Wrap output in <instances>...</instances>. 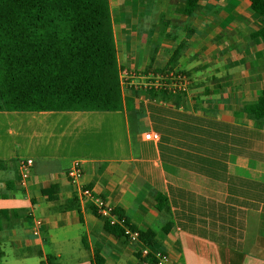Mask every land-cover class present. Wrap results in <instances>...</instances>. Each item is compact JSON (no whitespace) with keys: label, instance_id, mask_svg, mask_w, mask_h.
Listing matches in <instances>:
<instances>
[{"label":"crops","instance_id":"1","mask_svg":"<svg viewBox=\"0 0 264 264\" xmlns=\"http://www.w3.org/2000/svg\"><path fill=\"white\" fill-rule=\"evenodd\" d=\"M185 1L108 5L118 68L182 72L187 94L145 93L139 76L117 111H0V264H154L77 198L66 176L76 159L94 196L153 232L141 248L175 264H264V122L244 111L264 89V40L252 36L264 16L247 0H200L184 15Z\"/></svg>","mask_w":264,"mask_h":264},{"label":"trees","instance_id":"2","mask_svg":"<svg viewBox=\"0 0 264 264\" xmlns=\"http://www.w3.org/2000/svg\"><path fill=\"white\" fill-rule=\"evenodd\" d=\"M200 0H186L190 14ZM264 16V0H247ZM252 36L264 40V24ZM122 108L108 0H0V111H117ZM248 118L264 122V89L246 105ZM158 208H166L158 195ZM112 214L136 231L118 209ZM114 238L122 224L104 222ZM153 232H138L135 255Z\"/></svg>","mask_w":264,"mask_h":264},{"label":"built area","instance_id":"3","mask_svg":"<svg viewBox=\"0 0 264 264\" xmlns=\"http://www.w3.org/2000/svg\"><path fill=\"white\" fill-rule=\"evenodd\" d=\"M139 76H143L144 78L142 86L143 92L145 93L149 91H164L185 95L188 93L191 84V79L182 72L170 70L163 73H141L134 67L125 66L118 68V81L121 93L137 90L138 85L135 82V78ZM141 98L143 99V95H141ZM142 140L155 144L160 141V134L156 131H147L143 133ZM32 165V158L26 157L17 159V169L19 173L18 184L22 188L27 185ZM82 165L83 161L78 159L73 160L66 171L67 179L73 185L77 198L92 199V211L97 217L111 223L117 222L122 224L124 233L128 236V239L131 242H136L138 240V231H131L128 226L123 223V220L114 218L112 214L113 208L107 204L103 198L94 196L92 189L82 180ZM32 222V235L37 236L44 229V221L41 217L34 216ZM139 256L152 260L154 264H175L168 253L161 251L150 253L147 247H142L140 249Z\"/></svg>","mask_w":264,"mask_h":264},{"label":"rangeland","instance_id":"4","mask_svg":"<svg viewBox=\"0 0 264 264\" xmlns=\"http://www.w3.org/2000/svg\"><path fill=\"white\" fill-rule=\"evenodd\" d=\"M71 184V183H70ZM72 185V184H71ZM72 187H73V185H72ZM73 189H74V187H73Z\"/></svg>","mask_w":264,"mask_h":264}]
</instances>
